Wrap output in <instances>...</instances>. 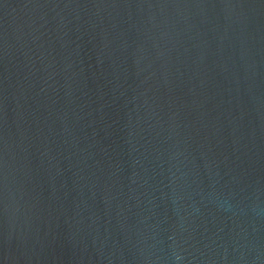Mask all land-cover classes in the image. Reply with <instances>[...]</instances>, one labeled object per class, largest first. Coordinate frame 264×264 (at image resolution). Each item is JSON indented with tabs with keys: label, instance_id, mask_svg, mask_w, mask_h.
<instances>
[{
	"label": "water",
	"instance_id": "95a60500",
	"mask_svg": "<svg viewBox=\"0 0 264 264\" xmlns=\"http://www.w3.org/2000/svg\"><path fill=\"white\" fill-rule=\"evenodd\" d=\"M0 264H264V0H0Z\"/></svg>",
	"mask_w": 264,
	"mask_h": 264
}]
</instances>
